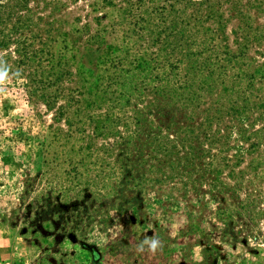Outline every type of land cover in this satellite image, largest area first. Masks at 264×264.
<instances>
[{"label": "rangeland", "instance_id": "rangeland-1", "mask_svg": "<svg viewBox=\"0 0 264 264\" xmlns=\"http://www.w3.org/2000/svg\"><path fill=\"white\" fill-rule=\"evenodd\" d=\"M0 264H264V0H0Z\"/></svg>", "mask_w": 264, "mask_h": 264}]
</instances>
